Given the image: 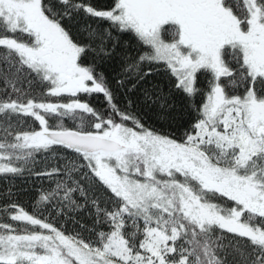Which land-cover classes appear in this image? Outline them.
Returning <instances> with one entry per match:
<instances>
[{
  "label": "snow or ice",
  "instance_id": "1",
  "mask_svg": "<svg viewBox=\"0 0 264 264\" xmlns=\"http://www.w3.org/2000/svg\"><path fill=\"white\" fill-rule=\"evenodd\" d=\"M16 177L0 264H264V0H0Z\"/></svg>",
  "mask_w": 264,
  "mask_h": 264
},
{
  "label": "trees",
  "instance_id": "2",
  "mask_svg": "<svg viewBox=\"0 0 264 264\" xmlns=\"http://www.w3.org/2000/svg\"><path fill=\"white\" fill-rule=\"evenodd\" d=\"M96 3L102 5L104 0H96ZM102 97L97 98L93 97V103H99ZM15 184L16 189L19 190V200L20 202L28 208L29 204L34 200L37 190L41 187V185L47 186V181L42 178L36 177H16L13 180H4L0 178V191H4L9 188L12 184ZM30 210V209H29ZM68 229H73L78 227L77 225H73L72 223H68L66 225Z\"/></svg>",
  "mask_w": 264,
  "mask_h": 264
}]
</instances>
